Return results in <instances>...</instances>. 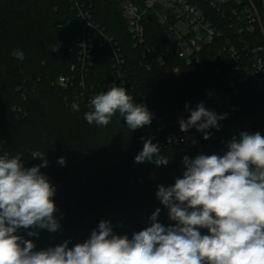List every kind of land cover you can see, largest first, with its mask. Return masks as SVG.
<instances>
[{"label": "trees", "instance_id": "1", "mask_svg": "<svg viewBox=\"0 0 264 264\" xmlns=\"http://www.w3.org/2000/svg\"><path fill=\"white\" fill-rule=\"evenodd\" d=\"M85 1L99 28L121 46L126 66L131 67L123 87L134 102L146 104L154 118L150 125L132 132L118 113L106 127L88 124L83 117L92 110L91 99L110 88L112 65L106 49L96 43L91 67L81 74L76 40L81 31L68 0H0V155L20 154L25 167H32L41 161L31 159V151L45 153L49 163L41 172L57 189L53 199L60 228L56 232L35 229L38 235L31 237L28 230L17 232L32 240L37 250L65 240L69 247L82 243L101 220L109 221L115 233L131 238L150 226L149 218L157 208L161 209L160 222L174 224L156 192L158 186H170L182 175L183 157L222 155L226 143L237 134L228 133L227 124L245 121L248 130L264 129V102L254 88L248 83L230 84L241 72L218 55L222 39L206 44L200 62L187 65L172 54L146 53L145 45L164 38V29L154 16L143 20L145 45H134L119 1ZM239 1L226 0L224 15L202 4L224 37L235 42L233 31L243 24L231 9L237 8L240 14L247 3ZM250 3L264 25V0ZM253 26L252 32L240 34L242 43L264 45L258 23ZM54 47L58 50L52 51ZM63 74L70 78L66 87L57 84ZM73 102L79 104V111H72ZM201 102L218 115L227 114L219 121L218 131L208 130L212 133L208 140L202 132L189 129L183 134L179 127V120L187 119ZM227 105L236 111L229 113ZM171 134L176 140L163 142ZM141 137L160 146L161 155L170 159L167 166L135 162L143 148ZM60 157L66 160L64 166L57 163Z\"/></svg>", "mask_w": 264, "mask_h": 264}, {"label": "clouds", "instance_id": "2", "mask_svg": "<svg viewBox=\"0 0 264 264\" xmlns=\"http://www.w3.org/2000/svg\"><path fill=\"white\" fill-rule=\"evenodd\" d=\"M90 108L83 117L88 124L106 127L118 113L131 132L150 125L154 118L146 104L134 102L125 87L115 84L96 94ZM71 109L79 111V104L73 102ZM226 116L201 102L187 119L179 120L180 131L195 128L208 140L212 135L208 130L218 131ZM141 139L136 163L169 164L157 143ZM226 149L222 155H185L182 175L170 186H158L156 197L174 224L160 222L157 208L150 226L131 238L115 233L109 221L101 220L84 242L69 247L65 240L41 250L17 232L28 230L31 237L38 235L35 229L60 228L53 199L57 189L41 172L49 162L45 153L31 151V159L41 163L25 167L20 154L4 152L0 155V264H264V135L240 132ZM57 163L64 166L66 160L60 157Z\"/></svg>", "mask_w": 264, "mask_h": 264}, {"label": "built area", "instance_id": "3", "mask_svg": "<svg viewBox=\"0 0 264 264\" xmlns=\"http://www.w3.org/2000/svg\"><path fill=\"white\" fill-rule=\"evenodd\" d=\"M121 7V15L126 23L134 45H145L146 30L143 20L155 17L158 25L164 29V38L153 44L146 46V53L157 54L158 56L173 55L183 60L187 65L198 63L201 60V51L206 44H211L213 40L222 39V45L218 49V55L224 59L225 63H233L234 69L241 72L230 84L236 87L237 84L248 83L264 102V45L253 46L251 43H242L240 34L252 32L254 23L257 22L264 39V25H262L258 12L254 5L247 0L242 7L240 14L237 8L231 9L232 15L240 21L243 26L235 27L233 36H225L213 21V15L208 12V7H203L206 3L209 9L216 14L224 15L223 7L226 0H116ZM78 19L80 33L76 37L79 49L77 59L81 74L86 72L92 64V50L97 43L99 47L106 49L111 58V76L107 85L111 87L124 86L127 84V74L131 67L126 66L127 61L123 55L121 46L114 38L99 28L91 15V6L85 0H68ZM240 1L238 0V3ZM239 44V45H238ZM241 45V46H240ZM143 54L142 57H144ZM74 66H71L73 69ZM176 67L173 71L176 72ZM70 82L67 75H61L57 79V84L66 87ZM82 84V82H81ZM229 113H234L236 108L226 106ZM196 131L195 128H191ZM184 132L183 134H185ZM175 141L173 134L167 135L163 142Z\"/></svg>", "mask_w": 264, "mask_h": 264}, {"label": "rangeland", "instance_id": "4", "mask_svg": "<svg viewBox=\"0 0 264 264\" xmlns=\"http://www.w3.org/2000/svg\"><path fill=\"white\" fill-rule=\"evenodd\" d=\"M226 130L228 133H237L235 136H239V133L240 132H243V131H248L250 133H255V132H260L261 135H264V129L262 128H257V129H251V130H248L246 129L247 126H246V122L245 121H240V122H237V123H230V124H227L226 126ZM241 129H245V130H242Z\"/></svg>", "mask_w": 264, "mask_h": 264}]
</instances>
